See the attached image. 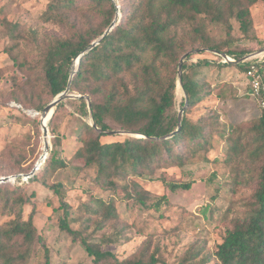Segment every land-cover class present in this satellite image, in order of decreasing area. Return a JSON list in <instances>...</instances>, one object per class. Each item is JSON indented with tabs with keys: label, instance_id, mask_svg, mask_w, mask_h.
Wrapping results in <instances>:
<instances>
[{
	"label": "trees",
	"instance_id": "trees-1",
	"mask_svg": "<svg viewBox=\"0 0 264 264\" xmlns=\"http://www.w3.org/2000/svg\"><path fill=\"white\" fill-rule=\"evenodd\" d=\"M47 1L42 19L64 29L66 34L54 38L44 55L41 89L50 100L63 93L72 75L71 67L81 56L70 92L84 97L76 100L83 123L78 131L79 146L74 157L83 162L78 171L94 172L92 183L99 191L95 195L92 188L85 190L89 199L74 209L65 201L66 192H61L58 185L48 187L57 195L60 209L70 216L61 229L74 243L85 248L94 264H166L155 252L150 253V243L123 258L104 251V246L120 244L119 230L99 241L95 240V235L118 224V197L128 207L133 204L156 212L169 205L165 195L154 198L144 188L143 180L161 181L172 192L191 190L192 182H170L154 175L163 167H185L206 151L212 133L220 129V117L208 106L202 112L195 110L205 105L220 86L212 87L199 73L204 66L201 62L188 65L189 55L184 60L181 76L188 104L186 107L182 104L185 109L179 126L175 105L179 64L186 54L207 50L218 57V65L231 64L224 63L221 55L241 61L245 57L243 53L229 48L233 40L216 43L202 27L200 18L208 16L212 22L222 24L228 35L232 33V21L236 20L241 31L247 34L252 24L251 8L264 0H129L127 16L121 22L116 20L115 0ZM114 22L111 32L85 53ZM18 28L15 26V30ZM13 48L6 53L16 64ZM204 63L208 65L207 61ZM253 64L264 66V60L241 61L236 66H246L247 70ZM20 69L26 75L24 68ZM28 83L30 80L19 86V90L26 93L29 88H35ZM87 98H90V108ZM62 105L63 102L56 111ZM46 106V103L38 104L33 109L41 115ZM35 122L25 119L23 124ZM36 124L39 126V122ZM113 126L143 137L105 140L107 135L102 131H113ZM173 133L176 134L170 137ZM223 136H227L229 142L226 161L246 159L244 166L237 169L236 183L249 186L252 194L244 203L245 210L231 220V227L217 250L202 262L209 264L212 259L216 264H264V112L245 124L228 125ZM59 144L55 137L53 149L41 170L44 166H53L56 170L67 168L68 164L58 157ZM37 161L24 166L27 160L23 157L17 173L30 174ZM40 171L29 182L34 181ZM119 175L125 176L124 182L118 181ZM18 187L12 189L0 184V216H13L7 223L0 224V264H28L35 244L44 250L49 264V249L34 224L33 197L36 194ZM32 204L33 210L26 219L24 208ZM202 212L206 216L208 208ZM72 224L79 227L76 229ZM91 228L94 229L90 231ZM202 253L203 250L190 253L181 264H194Z\"/></svg>",
	"mask_w": 264,
	"mask_h": 264
},
{
	"label": "rangeland",
	"instance_id": "rangeland-1",
	"mask_svg": "<svg viewBox=\"0 0 264 264\" xmlns=\"http://www.w3.org/2000/svg\"><path fill=\"white\" fill-rule=\"evenodd\" d=\"M115 2L118 7L116 20L124 21L129 0ZM47 6V0H0V178L19 175L17 170L21 159L24 157L27 160L24 166L34 165L44 150L42 114L35 112L33 107L45 103L48 105L55 99L50 100L41 89L44 84L43 58L53 39L66 34L64 29L44 22L42 15ZM251 13L252 24L247 34L241 31L240 23L236 20L232 21L231 35H228L225 26L212 22L208 16H201L200 23L216 43L231 38L233 43L229 48L243 53L245 57L242 60L252 56L244 61H263L264 3L254 5ZM15 26L19 28L15 30ZM190 28L192 27L188 26ZM12 47L16 64L6 53ZM205 61L208 65H205ZM218 61V57L208 50L193 51L187 64L196 65L201 62L204 66L199 73L204 75L212 87L220 86L205 105L195 110L202 112L206 106L213 109L220 117V129L212 133V140L206 151L189 161L185 167H163L154 175V178L163 176L170 182H192L191 190L172 192L161 181H141L154 198L164 195L168 198L169 205L162 207L160 212L133 204L128 207L118 197V224L97 232L95 240L99 241L103 236H110L119 230L121 242L104 246V251L123 258L142 249L145 243H150V253L155 252L161 262L166 264H181L190 253L199 250H203V253L194 264H204L202 261L212 256L217 246L222 243L226 231L231 227V220L245 210L244 203L250 198L252 189L244 184H237L236 178L237 169L244 166L246 159L226 161L229 142L223 133L230 124H245V121L259 117L262 110L256 100L249 97L250 94L245 88L246 66L237 67V63L223 66L218 65ZM78 69L79 65L74 61L72 73ZM27 80L35 88H29L24 93L18 87ZM71 94L82 96L78 92ZM76 100L78 99L64 101L58 111L55 109L49 123L47 122L49 155L57 137L60 141L56 147L58 157L68 164L67 168L56 170L53 166H44L34 181L2 183L12 189L24 187L29 194H36L33 197L36 208L34 224L49 249V264H94L85 248L80 243H74L69 234L61 229L70 216L60 209L57 195L48 188L58 185L61 192H66L65 201L74 209L89 199L85 190L92 188L95 195L99 193L92 183L94 172L78 171L83 162L74 157L79 146L76 141L78 131L83 123ZM185 102L186 95L178 81L175 105L179 114ZM12 103L22 106L23 109L12 107ZM25 119L39 122V126L36 122L25 125ZM90 121L92 123V119ZM113 128V131L121 133L107 135L105 140L123 141L128 136L142 137L126 133L116 126ZM118 181L124 182L125 176L119 175ZM205 208H208L206 216L202 212ZM24 210V217L27 219L33 210V204L26 206ZM11 219L13 216H0V224ZM72 226L76 229L79 227L75 224ZM28 264H47L45 252L39 244L34 245ZM209 264H216L215 260L211 259Z\"/></svg>",
	"mask_w": 264,
	"mask_h": 264
},
{
	"label": "water",
	"instance_id": "water-1",
	"mask_svg": "<svg viewBox=\"0 0 264 264\" xmlns=\"http://www.w3.org/2000/svg\"><path fill=\"white\" fill-rule=\"evenodd\" d=\"M114 1V0H113ZM115 26V22L112 24V26L110 27L109 30H107V32L98 40L96 41L95 43H93L91 45V47H89L85 53H88L89 51H91L94 47H96L100 41L106 36L108 35L111 30L113 29V27ZM85 53H83L82 55H84ZM216 55H218V53L215 52ZM191 54H186L183 59L181 60L180 64H179V83L181 84V76H182V68H183V63H184V60ZM225 60H228V57L226 55H221ZM252 56H250L249 58H251ZM248 57L244 58L242 61L246 60V59H249ZM80 59H81V56H79L76 60H75V63L76 65H79L80 64ZM234 63H241L240 61L239 62H234ZM77 72L74 71L70 77V80H69V83H68V86L66 88V90L59 94L50 104H48L45 108H44V111L41 115V126H42V131H43V137H44V150H43V157L45 158L48 154H49V150H50V146H49V140H48V137H49V128H48V123H45V120L47 119V117L49 115L50 116V119L49 121L52 119L54 113H55V109L57 108V106L68 100V99H81V98H84L83 96H76V95H73L71 94V84H72V79H73V76L74 74ZM187 98V97H186ZM88 99V102H89V108L91 106L90 104V100L89 98ZM188 104V101L186 99V102H185V107L187 106ZM184 107V109H185ZM184 109L181 110L180 114H179V126L181 125V121H182V117H183V113H184ZM92 119V118H91ZM93 121V119H92ZM93 127H96V125L93 123L92 125ZM179 130V129H178ZM177 130V131H178ZM103 133H105L106 135H116L118 133H121V132H117V131H102ZM176 133H173L170 135V137L174 136ZM143 137V136H142ZM34 172L31 174L33 175ZM24 175H17V176H12V177H5V178H0V184L2 183H7V182H10L11 180H14V179H17V178H21L23 177Z\"/></svg>",
	"mask_w": 264,
	"mask_h": 264
},
{
	"label": "built area",
	"instance_id": "built-area-1",
	"mask_svg": "<svg viewBox=\"0 0 264 264\" xmlns=\"http://www.w3.org/2000/svg\"><path fill=\"white\" fill-rule=\"evenodd\" d=\"M224 63H234L236 62L235 59L228 57V60H225L223 58ZM245 79H246V87L248 89L249 94L256 100L261 110L264 112V66L253 64L250 65L246 72H245ZM12 107H15L17 109H23L22 106L17 105L15 103L11 104ZM49 155V154H48ZM48 155L46 156L48 158ZM43 154L40 156L39 160L37 161L34 169L32 172L28 175H24L22 178L23 181L29 182V180L38 173L43 165L45 164L47 158L43 157ZM43 161V162H42ZM34 172L33 175H31ZM23 175V174H21ZM13 182L16 181V179L12 180Z\"/></svg>",
	"mask_w": 264,
	"mask_h": 264
},
{
	"label": "bare ground",
	"instance_id": "bare-ground-1",
	"mask_svg": "<svg viewBox=\"0 0 264 264\" xmlns=\"http://www.w3.org/2000/svg\"><path fill=\"white\" fill-rule=\"evenodd\" d=\"M50 116L51 115H49L48 117H47V119L45 120V123H47L48 121H49V119H50ZM43 158V157H42ZM47 158V157H46ZM43 162V161H42ZM12 181V180H11Z\"/></svg>",
	"mask_w": 264,
	"mask_h": 264
},
{
	"label": "crops",
	"instance_id": "crops-1",
	"mask_svg": "<svg viewBox=\"0 0 264 264\" xmlns=\"http://www.w3.org/2000/svg\"><path fill=\"white\" fill-rule=\"evenodd\" d=\"M245 88H246V90H248L247 87H246V80H245Z\"/></svg>",
	"mask_w": 264,
	"mask_h": 264
}]
</instances>
